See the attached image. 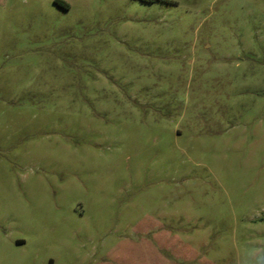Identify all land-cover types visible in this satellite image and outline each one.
Wrapping results in <instances>:
<instances>
[{
  "label": "rangeland",
  "instance_id": "374dc122",
  "mask_svg": "<svg viewBox=\"0 0 264 264\" xmlns=\"http://www.w3.org/2000/svg\"><path fill=\"white\" fill-rule=\"evenodd\" d=\"M0 264H264V0H0Z\"/></svg>",
  "mask_w": 264,
  "mask_h": 264
},
{
  "label": "trees",
  "instance_id": "16d2710c",
  "mask_svg": "<svg viewBox=\"0 0 264 264\" xmlns=\"http://www.w3.org/2000/svg\"><path fill=\"white\" fill-rule=\"evenodd\" d=\"M64 4H65V3H64ZM65 7H66V8H68V7H69V5H68V4H65Z\"/></svg>",
  "mask_w": 264,
  "mask_h": 264
}]
</instances>
